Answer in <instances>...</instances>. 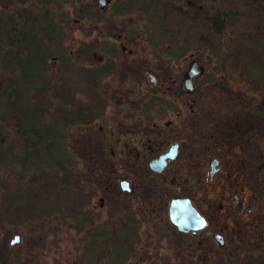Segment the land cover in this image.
I'll list each match as a JSON object with an SVG mask.
<instances>
[{
	"label": "flooded vegetation",
	"instance_id": "1",
	"mask_svg": "<svg viewBox=\"0 0 264 264\" xmlns=\"http://www.w3.org/2000/svg\"><path fill=\"white\" fill-rule=\"evenodd\" d=\"M194 1L162 0L158 7V0H139V8L117 11L116 0H95L94 11L82 8L75 24L84 41L74 57H91L81 71L92 76L95 107L91 122L73 126L81 129V223L107 231L114 253L122 247L129 264L135 255L141 264H264V92H245L244 75H204L196 33L160 27L161 17L179 9L173 6L195 13ZM134 6L158 27L122 20ZM67 24L65 15L50 13L28 29L46 51L36 71L49 82L66 76L73 62L59 46ZM143 36L147 42L139 43ZM193 62L201 73L187 91ZM102 174L110 191H100ZM171 202L181 229L169 220ZM107 206L106 230L97 217Z\"/></svg>",
	"mask_w": 264,
	"mask_h": 264
},
{
	"label": "trees",
	"instance_id": "2",
	"mask_svg": "<svg viewBox=\"0 0 264 264\" xmlns=\"http://www.w3.org/2000/svg\"><path fill=\"white\" fill-rule=\"evenodd\" d=\"M138 1L120 0L117 11L125 10L126 5L131 4L139 8ZM199 1L212 3L213 9L204 14L173 6L179 9H175L174 15L161 17L160 27L167 28L166 26L175 24L179 28H186L196 33L198 44L208 41L210 32L212 36H227L229 42L234 40V36V43L230 42L235 45V51L231 50V54L235 52L232 58L238 57L239 60L246 61L245 65L239 67L240 74L254 72L257 76L255 81L261 83L264 80V0ZM27 16L34 25L39 18L46 19V16ZM28 23L10 16L0 24V64L3 63L1 65L7 75V79L0 85V173L5 172V168L11 164L17 167L14 174L16 181L27 174L36 178L52 173L50 175L55 180H65L66 191L77 198L76 178L67 174V169L64 168L67 165L69 168L73 167V160L80 157V149L78 143H64L63 134L75 125L91 122L95 107L92 76L80 71L75 82L65 76L49 82L35 69L36 62L45 58L46 51L37 44L39 41L35 35L26 29ZM12 66L19 68V84L11 75ZM251 76L248 73L247 77ZM246 83L258 85L251 80ZM29 90L36 91L34 104L24 94V91ZM51 105L56 106L57 111H51ZM61 171L62 176L58 175ZM10 176L12 175H6L4 182L0 179V186L4 185L2 213L17 223L30 221L33 202L30 197L24 199L15 194L13 189L10 190ZM41 197L48 199V194L42 193ZM77 219L81 222L79 215ZM90 222L86 221L87 224ZM93 235L96 238L102 237L96 243L100 250L103 242L108 246L103 251L102 258L107 254L114 261L126 260L125 256L114 253L107 231L102 230ZM29 261H15L13 264H30ZM4 264L12 263L5 260Z\"/></svg>",
	"mask_w": 264,
	"mask_h": 264
},
{
	"label": "rangeland",
	"instance_id": "3",
	"mask_svg": "<svg viewBox=\"0 0 264 264\" xmlns=\"http://www.w3.org/2000/svg\"><path fill=\"white\" fill-rule=\"evenodd\" d=\"M119 1L120 0H116L117 5ZM161 1L162 0H158L156 3L158 7L160 6ZM94 4L95 0H0V24L7 20L8 17L12 16L13 18H17L15 19L17 21L22 20L26 23L29 22L26 25V29H32L36 26L34 25V22H30L27 15H32V17H49L50 13L52 15H65L68 19L67 26L69 30L66 35H63V38H65L64 42L59 46L62 47L65 52H71L73 55L71 58V60H73L72 65H70L65 77L72 82H75L77 80L78 72L81 71V67L92 63L91 57L90 60L88 59L89 63L83 62L81 59L74 57L76 49L82 48V42L84 41L83 37L77 31V25L75 22L79 20L82 8L88 6L94 11ZM182 6H184V4H182ZM194 6V9L199 10L201 13H209L213 9L212 3L199 0L194 1ZM125 13L126 14L122 16V20H130L135 26L140 27L144 24L152 27V22H154L155 26L158 27L157 21H154V19L145 13L142 14L143 12L141 13L138 11L135 6L131 7ZM118 21L119 20H117V22ZM153 35L154 37H157L156 32H154ZM222 36H213L211 43H209L208 46L202 42L200 44L197 43L198 49L196 51V59L203 67L204 75H241L239 67L245 65L246 61H241L238 57L232 58V54L234 55L235 52L231 54V50L234 49L235 51V45L230 44V42L234 43L235 38L233 36L234 40L229 42L227 36ZM147 39L148 36H143L139 43H146ZM182 39V34H180L177 41L181 42ZM87 41H92V38L90 37L85 42ZM236 44L238 43L236 42ZM240 46L242 47V45ZM56 50L60 52L58 49ZM58 52L51 50V56L60 58L61 54ZM167 52L171 51H160L158 53L165 54ZM175 52L177 53V51ZM87 53L91 54L92 51H88ZM164 57L166 56L164 55ZM1 64L3 65V63ZM1 64L0 85L7 79V75L4 72L5 68H3ZM18 66H12L10 69L13 80L16 81L17 84H19L17 82V77L19 76ZM35 69H37V67ZM38 69L40 68L38 67ZM248 73L252 75L251 78L247 77ZM242 75H244L245 92L252 90L264 92V80H261V83L260 81L256 82V73L242 72ZM247 80H251L258 85H250L246 83ZM135 85L136 84L133 82H128L126 84V86L132 90H136ZM141 86L147 87L145 80L141 82ZM24 94L30 99V103H36V97H33L32 90L24 91ZM0 95L2 94L0 93ZM260 96V102L263 104L264 95L261 93ZM50 110L57 111L56 106L51 105ZM80 131L81 129L78 126L66 130L63 134L65 136L64 143L77 144ZM73 162V167L69 168L67 165V168L64 169H67V174L75 177V180H78V174L80 171H83V165H81L79 159L76 161L73 160ZM16 171V165L11 164L5 168L6 173L1 171L0 176L2 177H0V179L4 182L6 175H12L10 176L8 183L11 187L10 190L13 189L12 191H14L15 194L22 196L24 199L25 197L31 198L33 202L31 206L32 216L30 221H21L18 223L7 218L2 213L4 202L2 200V188L4 185L0 186V195L2 196L0 198V264H4L5 260H8V262L12 264L15 261L23 263L29 260L30 264H129L130 260L119 262L115 259L114 261L113 259L111 260V256L109 258L107 254L103 258L101 257L102 253H104L103 251L108 249L107 244L103 242L100 250L96 245L98 238L93 235L96 233V229L94 227L91 228L90 226L84 227V225H82L77 219L78 215L80 216L81 205L84 202L81 198V190H77V198H75L74 195H70L66 191V181L55 180L54 176L50 175L52 173H45L42 177L39 175L36 178L31 174H27L26 176H23L21 180L16 181V176L14 175ZM58 175L62 176V171L61 173L59 172ZM102 175L103 176L99 177L104 178L105 182H101L100 191H110L109 187L111 181L110 179L107 180L104 174ZM42 193L46 195L48 194V199L42 198ZM93 202L92 206L95 205L97 208L98 204H96V202L94 204ZM86 207H88V204ZM52 209H54V211H52ZM75 213L78 214L75 215ZM98 214H100V217L97 218H99V222H101V229L105 228L107 230L108 220L112 218L110 207L108 208L107 206V208L102 209ZM164 230L167 231V228H164ZM13 235H18L19 241L17 244L9 246V240ZM169 240L170 242H173L174 237H170ZM124 252L125 251L122 247H117V254L125 256ZM136 257L137 255L133 258L132 263L141 264V259Z\"/></svg>",
	"mask_w": 264,
	"mask_h": 264
},
{
	"label": "water",
	"instance_id": "4",
	"mask_svg": "<svg viewBox=\"0 0 264 264\" xmlns=\"http://www.w3.org/2000/svg\"><path fill=\"white\" fill-rule=\"evenodd\" d=\"M200 73H201V68L195 62H193L189 66L188 71H187V74H186V76L184 78V87H185V89H187V91H189L188 85L190 84L191 77L193 75H197V74H200ZM172 212H173V202H171V204H170L169 220H170V222L172 224L176 225L179 229H181L180 226L177 225L176 220H175ZM18 241H19V236L18 235H13L12 238L9 240V243L8 244H9V246H12V245L17 244Z\"/></svg>",
	"mask_w": 264,
	"mask_h": 264
}]
</instances>
